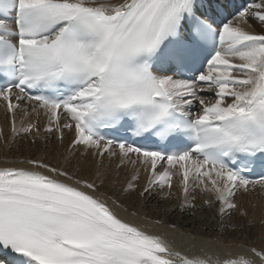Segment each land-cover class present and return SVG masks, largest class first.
<instances>
[{
    "label": "snow or ice",
    "instance_id": "obj_1",
    "mask_svg": "<svg viewBox=\"0 0 264 264\" xmlns=\"http://www.w3.org/2000/svg\"><path fill=\"white\" fill-rule=\"evenodd\" d=\"M227 8L0 0L11 133L0 129V140L45 141L43 155L0 166V264H264V223L259 245L229 244L224 225L210 239L190 232L191 248L199 243L190 254L118 211L135 198L130 215H140L157 190L171 195L174 178L182 201L162 208L161 199L151 212L187 213L199 190L222 219L249 217L238 197L264 194V172L249 178L250 165H264V0ZM49 141L64 151L54 155Z\"/></svg>",
    "mask_w": 264,
    "mask_h": 264
},
{
    "label": "bare ground",
    "instance_id": "obj_2",
    "mask_svg": "<svg viewBox=\"0 0 264 264\" xmlns=\"http://www.w3.org/2000/svg\"><path fill=\"white\" fill-rule=\"evenodd\" d=\"M239 1L243 2V0ZM248 2H250V0H248ZM232 3L235 5L237 0H233ZM247 3H244L243 5ZM249 30L259 32L261 26L254 23ZM209 97H211V93H209ZM0 129H3L5 135L9 136V139L11 140L10 125L5 114V108L2 104H0ZM42 135L44 134L42 133ZM68 138L70 137L66 136L65 143H67ZM44 145L45 141L43 139H40L36 145H30L28 139H18L14 144L9 143L8 145H5L3 141L0 140V166H3V161L6 158H11L13 156L23 158L28 155H43L45 152ZM53 147L56 148V152L54 153L56 156L64 151L63 148H60L54 145L53 142L49 141L48 150H52ZM59 162L63 163L62 160ZM88 163L91 165L90 157ZM105 163H107V161ZM127 171L130 174V169ZM140 175V183L143 185L146 182L147 174L141 171ZM173 184L174 187L171 189V195H169V190L166 188L163 190H157L154 198L148 201L147 206L140 209V215L138 216L130 215V213L135 210L133 207H130V205L133 203H139V201H136L135 198L125 200V208H127V211L118 209L120 215L131 222L140 225L151 234H159L169 243V246L173 251H181L182 253L188 252L191 254L198 250L199 247V243L197 242V249L191 248L190 241L187 239L188 233L191 232L194 235L198 233L199 236L204 239H210L222 231L221 225H224L226 228L230 226L231 228L230 230L227 228V231L224 232V236L228 237L229 244L238 245L243 243L249 237H251L257 245L260 244L262 223H264V194L261 193L259 188L249 196L238 197V202L249 211V217H241L239 213L233 212L231 219H222L216 215L214 207L209 208L204 203L206 199H214L211 194L202 193L199 190L194 193L196 196L195 203L197 207L189 210L187 213L180 210H177L174 213L168 212L167 214L165 212H151L150 210L156 207L158 201L161 199H163V204L160 205L162 208L175 206L182 201L183 197L179 191V185L175 178ZM145 213L148 214L147 219L144 218ZM190 214L191 217L188 218ZM156 219H162L163 223L155 224L153 221ZM249 220L252 221L251 224L249 223ZM172 223L176 225L175 229L169 227ZM194 223L196 225L195 229L192 227ZM233 237H236L237 239H233ZM234 251L239 252L242 251V249L234 248ZM212 254L214 256L220 255L221 257L226 255V253L223 252L217 253L215 249L212 250Z\"/></svg>",
    "mask_w": 264,
    "mask_h": 264
},
{
    "label": "rangeland",
    "instance_id": "obj_3",
    "mask_svg": "<svg viewBox=\"0 0 264 264\" xmlns=\"http://www.w3.org/2000/svg\"><path fill=\"white\" fill-rule=\"evenodd\" d=\"M190 217H191V214L189 215V217H188V218H190ZM227 228H228L229 230L231 229V228H230V226H228Z\"/></svg>",
    "mask_w": 264,
    "mask_h": 264
}]
</instances>
